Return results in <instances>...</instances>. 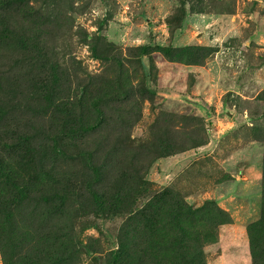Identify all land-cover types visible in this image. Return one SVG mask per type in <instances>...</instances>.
<instances>
[{"label":"rangeland","instance_id":"obj_1","mask_svg":"<svg viewBox=\"0 0 264 264\" xmlns=\"http://www.w3.org/2000/svg\"><path fill=\"white\" fill-rule=\"evenodd\" d=\"M0 5V264H264V0Z\"/></svg>","mask_w":264,"mask_h":264},{"label":"water","instance_id":"obj_2","mask_svg":"<svg viewBox=\"0 0 264 264\" xmlns=\"http://www.w3.org/2000/svg\"><path fill=\"white\" fill-rule=\"evenodd\" d=\"M177 99L181 102L187 103L188 105L196 107L203 114L205 118H210L211 113L205 108V106H203L201 101L193 100L190 97H183V96H179ZM225 114H227L228 116H232L233 112H231L227 107H225Z\"/></svg>","mask_w":264,"mask_h":264},{"label":"trees","instance_id":"obj_3","mask_svg":"<svg viewBox=\"0 0 264 264\" xmlns=\"http://www.w3.org/2000/svg\"><path fill=\"white\" fill-rule=\"evenodd\" d=\"M1 6H3V5H0V9H1Z\"/></svg>","mask_w":264,"mask_h":264}]
</instances>
